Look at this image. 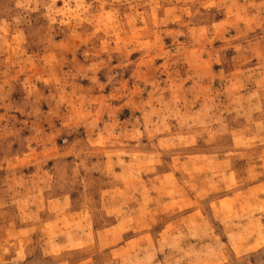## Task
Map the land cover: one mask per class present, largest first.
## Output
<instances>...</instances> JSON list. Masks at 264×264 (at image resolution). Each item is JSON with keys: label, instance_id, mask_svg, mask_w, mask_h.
I'll return each mask as SVG.
<instances>
[{"label": "rangeland", "instance_id": "rangeland-1", "mask_svg": "<svg viewBox=\"0 0 264 264\" xmlns=\"http://www.w3.org/2000/svg\"><path fill=\"white\" fill-rule=\"evenodd\" d=\"M0 264H264V0H0Z\"/></svg>", "mask_w": 264, "mask_h": 264}]
</instances>
